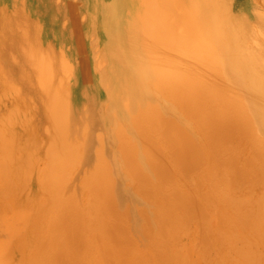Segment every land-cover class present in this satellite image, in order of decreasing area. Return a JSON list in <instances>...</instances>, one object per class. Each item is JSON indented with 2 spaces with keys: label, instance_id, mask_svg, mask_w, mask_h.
<instances>
[{
  "label": "rangeland",
  "instance_id": "rangeland-1",
  "mask_svg": "<svg viewBox=\"0 0 264 264\" xmlns=\"http://www.w3.org/2000/svg\"><path fill=\"white\" fill-rule=\"evenodd\" d=\"M184 1L0 0V264H94L100 253V264H126V250L129 264H264V0H201L192 14ZM179 18L220 54L203 41L197 58L200 29L179 46L196 29ZM189 47L202 68L187 55L189 68L172 63ZM173 69L221 88L207 81L208 98L184 100L202 80L175 84Z\"/></svg>",
  "mask_w": 264,
  "mask_h": 264
},
{
  "label": "bare ground",
  "instance_id": "bare-ground-1",
  "mask_svg": "<svg viewBox=\"0 0 264 264\" xmlns=\"http://www.w3.org/2000/svg\"><path fill=\"white\" fill-rule=\"evenodd\" d=\"M166 1H167V2H168V1H169V2L173 1V2H174V0H171V1H170V0H166ZM178 1L180 2V0H178ZM181 1H182V0H181ZM183 1H184V0H183ZM186 1H187V0H186ZM188 1H189V4H188L187 8L190 7V12H191V14H192V12H195V11L199 10V8H200L199 3H200L201 0H188ZM208 1H210V0H207V2H206V0H205L206 4L209 3ZM175 3H177V5H178L177 0H175ZM181 3H182V2H181ZM181 3H179V4H181ZM183 3H186V2L184 1ZM183 3H182V4H183ZM207 5H208V4H207ZM175 6H176V5H175ZM181 6H183V5H181ZM184 6H185V5H184ZM182 9H183V8L181 7V10H182ZM257 9H258V8H257ZM183 10H184V9H183ZM213 10H214V8H213ZM253 10H254V7H253ZM184 11H185V10H184ZM185 12H186V11H185ZM190 12H188V14H189ZM262 12H263V11H262ZM254 13H255V12H254ZM257 13H258V12H257ZM152 14H153V13H152ZM188 14H187V15H188ZM194 14H197V13H194ZM260 14H261V13H260ZM141 16H143V15H139L138 19L141 20V18H142ZM144 16H145L146 18H148L146 15H144ZM163 16L165 17V15H160V18L162 17V20L165 21V19H163V18H164ZM174 16H176V15H174ZM189 16H190V15H189ZM198 16H199V15H198ZM198 16H197V17H198ZM155 17H157V16H154V18H155ZM190 17H191V16H190ZM194 17H195V15H194ZM194 17L192 16L193 19H195V20H197V22H199V19H197L196 17L194 18ZM257 17H258V15H257ZM158 18H159V17H158ZM158 18H157V19L155 18V20H156V21H159V23H160V20H161V19H158ZM175 18H176V20H177L178 17H175ZM198 18H199V17H198ZM262 18H263V17H262ZM144 19H145V18H144ZM170 19H171V18H170ZM179 19H182V21L186 22V24H188V23H192V21H194V22L192 23V25L195 24V28H196V26H198V24H199V23L196 24V23H195V20H193V19H192L191 22H188V21L183 20L184 18H179ZM263 19H264V18H263ZM263 19L260 20V21H263ZM152 20H153V19H152ZM162 20H161V22H162ZM168 20H169V18H168ZM143 21H145V20H143ZM143 21H142V22H143ZM156 21H152V22H154V24H155V23H157ZM164 21L161 23V26L158 25L159 23H158V24H155L156 26H155L154 24H152L153 26H155V27H154V28H155V31H156V29H157L158 26H159L160 28H161L163 25H164V27L167 26V25L163 24ZM169 21H170V20H169ZM169 21H168V22H169ZM136 22H137V21H134V23H136ZM148 22H151V21H149V19H148ZM184 22H183V23H184ZM263 23H264V22H263ZM139 24H140V21H139L138 25H139ZM166 24H167V23H166ZM254 24H255V23H254ZM256 24H257V23H256ZM141 25H142V24H140V26H141ZM143 25H144V24H143ZM152 25H151V27H152ZM188 25H189V24H188ZM182 26H183V24L181 25V28H182ZM172 27H173V26H172ZM172 27H170V28H172ZM183 27H185V25H184ZM190 27L192 28L191 30L189 29L188 26H186V28H185V29H186V32H185V30H184V31L182 30L183 33H184V34L182 33V35H185V33H186V35L188 36L189 32H191L190 35L195 34L194 36H197L196 33H198V30L200 29V30H199V36H198V38L194 37V40L197 39V40H195V41H197V42L193 41L194 43L192 42L193 44H191V41H190V40H193V39H190V40H189V38L192 37L193 35H192V36H189V37H187V36L185 35V37L188 38V39L185 38L186 40L183 38L182 35H180V36H182L181 39H183V40L180 39L181 41H183V45H180V43H179L178 45L184 47V46H185V42H184V41L189 40L190 43L187 42V43H186V44H187L186 47H187V46H190V44H191V47H192V45H194V47H192V50H194V49H195V51L198 50L196 53H200V55L198 54L199 57H197V56H196L197 54L195 55V51H190V50H191V47H189V48H190L189 50H188V49L184 50L183 48L178 49V51L181 50V51H179V53L175 52V51H176L175 49H172L170 52H168V56L170 55V53H172V52L174 53V52H175V54L177 55V59L174 58V60H173V58L171 59V58L169 57L170 60H171V62H172V60L174 61V62H172L174 65H178L180 59H183V57H184V59H185V57L188 56V58H191V59H190L191 61H190L189 59H187V58H186V59H187L188 61L191 62V65H190V63H188V64H189L190 68H193V67H192V64L195 62L194 60L196 59V58H195V59H193V58H194V57H197V58L199 59L200 56L202 55L201 58H200L201 61H202V60L204 59V58H203V57H204V56H203V55H204L203 53H206V52H204V50H203V52H201L203 48H202V46H200V45H204V43H206V45H208V44L210 43V44L208 45V47L210 48V45L213 44V43H212L211 41H209V40H208L209 43H208L207 40H205V39L201 41V39L199 38L200 36H202V32L200 33L201 28H199V29H198V28L194 29L193 26H190ZM253 27H255V26L253 25ZM145 28H146V29H145ZM160 28H159V29H160ZM165 28H166V27H165ZM165 28L163 29V27H162L161 33L159 32V29H157V32H158V33L156 32L157 36L159 35V37H160V36L162 35L163 31L165 32V34L163 33V36H161V37L164 38V37H165L164 35H169L168 33L166 34V31H168L169 28L167 27V30H165ZM173 28H174V27H173ZM181 28H180L179 30H181ZM141 29H142V28H141ZM152 29H153V28H152ZM182 29H183V28H182ZM188 29H189V30H188ZM193 29H194V30H193ZM257 29H258V28H257ZM138 30H140V29H138ZM138 30H137V31H138ZM170 30H171V29H170ZM174 30H176V29H174ZM174 30H173V31H174ZM140 31H143V34H146L147 37H148L149 35L151 36V33H152V31H154V30L151 31L150 28L147 29V26H143V30H140ZM155 31H154V32H155ZM173 31H172V32H173ZM188 31H189V32H188ZM196 31H197V32H196ZM170 32H171V31H170ZM175 32H177V31H175ZM138 33H141V32L138 31ZM180 33H181V31H180ZM160 34H161V35H160ZM170 34H172V33H170ZM200 34H201V35H200ZM170 36H171V35H170ZM172 36H173V35H172ZM212 36H213V35H212ZM143 37H144V35H143ZM152 37H153V36H152ZM173 37H174V36H173ZM155 38H156V36H155ZM178 38H180V37H178ZM192 38H193V37H192ZM144 39L149 40V38H145V37H144ZM153 39H154V37H153ZM198 39H200L199 41H201V44L198 42ZM202 39H203V38H202ZM147 40H145V42H144V44H145V45H144L145 48H148L147 45L150 46V44L146 43ZM155 40H156V39H155ZM155 40H154V41H155ZM143 41H144V40H143ZM150 41H151V40H150ZM154 41H152V42H154ZM157 41H158V42L155 41V42H156V44H155L156 47L159 46V43H160L159 40H157ZM168 41H169V40H168ZM170 41H171V40H170ZM170 41H169V42H170ZM172 41H173V43H171V44H173V45H172V48H173V46H174V47H177V46H178L177 43H178L179 41L176 42L175 39H173ZM174 41H175L176 43H175ZM203 41H204V43H203ZM205 41H206V42H205ZM157 43H158V44H157ZM167 43H168V42H167ZM197 43H198V45H197L198 47L195 45V44H197ZM207 43H208V44H207ZM146 44H147V45H146ZM160 44H162V42H161ZM171 44H170V45H171ZM174 44H176L177 46H175ZM181 44H182V43H181ZM162 45H163V44H162ZM254 45H255V42H254ZM153 46H154V44H153ZM153 46L149 47V48H151V49H149V50L146 49V50H148L149 52H151V51H156L157 48H153ZM164 46L167 47V45H164ZM179 46H178V48H179ZM195 46H196V48H195ZM199 46H200V52H199ZM204 46H205V45H204ZM213 46H214V45H212L211 48H210V49L208 50V52H207L209 55H211L213 51H214V52L216 51L215 47H213ZM206 47H207V46H206ZM206 47L204 48L205 51H206V49H208V48H206ZM162 48H163V46H162ZM162 48L160 47L159 49H162ZM197 48H198V49H197ZM213 48H214V49H213ZM153 49H154V50H153ZM159 49H158V50H159ZM168 49H169V48H168ZM211 49H213V51H212ZM158 50H157V51H158ZM169 50H170V49H169ZM182 50L185 51L184 53H186V51H190V53H193V52H194V54H190V53H189V54H188V53L184 54V53H182ZM241 50H242V49H241ZM160 51H161V50H160ZM210 51H212V52H210ZM219 51H220V50H217L216 53H217V52L219 53ZM248 51H250V49H249ZM214 52H213V53H214ZM246 52H247V48H246ZM151 53H152L151 55H150V53H149L150 56L153 55V52H151ZM158 53L160 54V52H158ZM158 53L156 52V58H158V56H159ZM241 53H242V51H241ZM250 53H251V51H250ZM154 54H155V53H154ZM157 54H158V56H157ZM219 54H220V53H219ZM184 55H185V56H184ZM186 55H187V56H186ZM190 55H191V57H189ZM241 55H242V54H241ZM247 55L249 56L250 54L247 53ZM168 56H167V57H168ZM219 56H220V55H218V57H217L216 60L219 59ZM162 57H163V55L161 54V57H160V58H161V61H162L163 59L169 61V58L167 59V57H165V56H164L163 58H162ZM171 57H173L172 54H171ZM174 57H175V56H174ZM192 57H193V58H192ZM252 57H253V56H252ZM252 57H251V58H252ZM165 58H166V59H165ZM220 58H221V57H220ZM248 58H250V56H249ZM251 58H250V60H251ZM209 59H210V58H209ZM221 59H222V58H221ZM221 59H220V60H221ZM175 60H176V62H177L178 60H179V61L176 63ZM161 61H159V62H161ZM181 61H182V60H181ZM188 61H187V62H188ZM193 61H194V62H193ZM205 61H206V60H205ZM209 61H210V60H209ZM212 61H213V60H212ZM252 61H253V59H252L250 62H252ZM154 62H155V64H156V62H157V64H158V61H156V59H155ZM171 62H170V63L168 62V63H169V66H170ZM185 62H186V61H185ZM185 62L183 61L181 64H179V65H178L179 68H180L182 65L186 66L187 63H185ZM196 62H197V60H196ZM196 62H195V63H196ZM219 62H220V61H219ZM166 63H167V62H166ZM183 63H185V64H183ZM195 63H194V64H195ZM197 63L199 64V62H197ZM205 63H206V62H205ZM208 63H209V62H208ZM214 63H215V62H214ZM216 63H217V62H216ZM221 63H222V62H221ZM159 64H160V63H159ZM164 64H165V62H164ZM194 64H193V66H194ZM198 64H195V65H196L197 67H199ZM210 64H211V63H210ZM252 64H254V66L256 65V64L253 63V62H252ZM162 65H163V63H162ZM171 65H172V64H171ZM199 65L201 66L202 63L199 64ZM222 65H223V64H222ZM187 66H188V65H187ZM189 66H188V68H189ZM196 66H194V68H195ZM213 66H214V65H213ZM217 66H218V65H217ZM157 67H158V66H157ZM165 67H168V65H167V66H163V68L160 67V68H158V69L161 70V68L164 69ZM172 67H173V66H172ZM197 67L195 68V70L198 69ZM202 67H203V66H201V68H202ZM257 67H258V66H257ZM174 68H175V66H174ZM179 68L176 67L175 69H179ZM181 68H182V67H181ZM201 68H199V69H201ZM213 68H215V66H214ZM218 68H219V67H218ZM222 68H223V67H222ZM167 69H169V67H168ZM171 69H172V68H171ZM171 69H169V70H171ZM211 69H212V68L209 69V72H211V71H210ZM180 70H181V69H180ZM188 70H190V69H187L186 71H188ZM195 70H193V71H195ZM207 70H208V69H207ZM207 70H206V71H207ZM216 70L219 71V69H216V68H215V69H213V71H215V73L212 72V74H214L215 76L212 75L211 73H209V72L207 71L210 75H212L213 80L217 79L219 76L222 75V72H220V71L217 72ZM255 70H257V69H255ZM164 71H165V70H164ZM176 71H177V70H174V69H173V71H171L172 74L169 73V74H171V76H170L171 78L174 77V76H172L173 74L177 73V79L175 78V80H174V81H175V84L177 83V80H179V77H180V75L178 76V74H180V73H179V72H176ZM190 71H191V70H190ZM260 71H261V70H260ZM165 72L168 73V70H166ZM174 72H175V73H174ZM182 72H184V74H182L183 76H185V74H186V78L188 77V78L190 79V77H189V73L187 74L185 71H182ZM216 72H217V73H216ZM163 73H164V72H162V74H163ZM167 73H164L163 75H167V76H168ZM191 73H192V71H191ZM191 73H190V74H191ZM203 73H204V72H203ZM218 73H220V74H218ZM257 73H258V72H257ZM257 73H256V74H257ZM259 73H260V72H259ZM261 73H262V72H261ZM263 73H264V72H263ZM162 74H161V75H162ZM204 74H205V73H204ZM200 75H202V74H200ZM257 75H258V74H257ZM183 76H182V77H183ZM217 76H218V77H217ZM182 77H180V78H182ZM195 77H196V76H194L192 79H194ZM198 77H200V76H198ZM202 77H203V75H202ZM204 77H206V75H205ZM204 77H203V78H204ZM212 77H211V78H212ZM216 77H217V78H216ZM222 77L225 78L224 76H222ZM222 77H221V78H222ZM226 77H227V76H226ZM186 78H185V79H186ZM188 78H187V79H188ZM207 78H208V77L205 78V79H206V82H207V81H208V82L210 81V82H209V84H210V83L212 82V80H210L209 78L207 79ZM252 78H253V77H252ZM163 79H164V78H163ZM172 79H174V78H172ZM187 79L184 80V79L182 78V81L184 80L185 82H187V81L189 80V79H188V80H187ZM192 79H190L189 81H190V82L192 81L194 84L196 83L195 80H198V79H194V81H193ZM200 80H202V79L200 78L198 81H200ZM203 80H204V79H203ZM203 80L201 81L202 84H200V82H198V84H195L196 87H193V86H192V87H193L192 90H194V92H193V91L191 92V94L193 95V96L191 95V97H193V98L189 97L188 93H187L186 95L184 94V95L182 96V94H181L180 92L182 91V93H184V90H183V89H182L181 91H179V92H176V93H175V96H176V94H178V95L181 94V95H180V96H181L180 98H183V97L185 96V97L183 98L184 100H186V98H187V101H189V100L192 99L191 101L193 102V101H194V98H195L194 95H195L196 93H198L199 90H200V92H201V93L199 92V95H201L202 93H204L203 90H205V87H206V89L209 88V86H208L209 84H208V83L206 84L205 81H204L205 84H203ZM219 80H220V78H219ZM227 80H229V79H227ZM189 81H188V82H189ZM217 81H218V80H217ZM221 81H223V79H221ZM229 81H230V80H229ZM232 81L234 82V80H232ZM257 81H259V80H257ZM162 82H163V83H165V82H168V83H169V81H165V82H164L163 80H162ZM179 82H181V80H180ZM218 82H219V81H218ZM262 82H263V81H262ZM221 83H222V82H221ZM221 83H219V84L216 85L215 87H216V88L218 87V89L221 88V87L219 86V85H221ZM229 83H230V82H229ZM229 83H228V84H229ZM257 83H258V82H257ZM166 84H167V83H166ZM172 84H173V83H172ZM175 84L170 85V83H169L168 86H170V88H172L173 86H175ZM215 84H216V83L213 81V83L210 84V85H213V88H215V87H214ZM233 84H234V83H233ZM233 84H232V82H231V85H230V86H232V87L235 86L236 88H238L237 85H236V82H235L234 85H233ZM199 85H201V86L203 85V86H204V89H203V88H200ZM225 85H227V84L225 83ZM255 85H256V84H255ZM261 85H263V84H261ZM203 86H202V87H203ZM257 86H258V85H257ZM197 87H199V88H197ZM173 88H175V87H173ZM189 88H190V87H189ZM201 89H203V90H201ZM209 89H210V88H209ZM260 89H262V88H260ZM263 89H264V88H263ZM179 90H180V89H179ZM195 90H197V92H196ZM241 90H243V89H241ZM261 91H263V90H261ZM262 93H263V92H262ZM221 94H222V93H221ZM233 94H234V93H233ZM235 94H236V93H235ZM187 95H188V96H187ZM203 95L206 97L205 94H203ZM203 95H201V96L203 97ZM224 96H225V95H224ZM237 96H238V95H237ZM243 96H245V95H243ZM188 97H189V98H188ZM178 98H179V97H178ZM200 98H201V97H200ZM206 98H208V96H207ZM241 98H242V96H241ZM203 99H205V98H203ZM244 99H245V98H244ZM205 100H207V99H205ZM214 100H215V99H214ZM233 101H234V99H233ZM147 102H148V100H147ZM200 102H201V101H200ZM204 102H205V101H204ZM206 102H207V101H206ZM214 102H215V101H214ZM218 102H219V100H218ZM236 102H238V101H236ZM196 103H197V102H196ZM208 103H209V102H208ZM220 103H221V102H220ZM232 103H234V107L240 108V107H238V105L240 106V104L236 105L237 103H235V102H232ZM239 103H240V102H239ZM147 104H148V103H147ZM243 104H244V103H243ZM245 104H246V102H245ZM138 105H139V104H138ZM138 105H137V106H138ZM224 105H225V104H224ZM235 105H236V106H235ZM202 106H203V105H202ZM207 106H208V105H207ZM244 106H245V107L241 106L242 109L246 108V105H244ZM138 107H139V112H142V117H146V116L144 115V111H142V107H140V106H138ZM228 107H229V106H228ZM136 108H137V107H136ZM145 108H146V105H145V107L143 108V110H145ZM134 109H135V107H134ZM140 109H141V110H140ZM217 109H218V108H217ZM228 109H229V108H228ZM234 109H235V108H234ZM249 109H250V108H249ZM147 110H150V111H151V109H147ZM147 110H146V111H147ZM232 110H233V109H232ZM189 111H190V110H189ZM219 111H220V110H219ZM234 111H235V110H234ZM216 112H217V111H216ZM228 112H230V111H228ZM239 112L241 113V111H239ZM239 112L237 111L238 115H239ZM150 113H151V112H150ZM150 113H148V114H150ZM218 113H219V112H218ZM145 114H147V113H145ZM201 114H202V113H201ZM211 114H213V113L211 112ZM255 114H257V113H255ZM131 115H135V114L133 113V114H131ZM131 115H130V118H131ZM136 115H138L137 112H136ZM202 115H203V114H202ZM206 115H207V114H206ZM140 116H141V114H140ZM140 116H139V117H140ZM155 116H156V115H155ZM208 116H209V115H208ZM236 116H237V115H236ZM11 117H12V116H11ZM15 117H16V116H15ZM132 117H133V118H136L135 116H132ZM142 117H140V118H141L140 120H144V119H142ZM148 117H149V115L147 116V119H148ZM201 117H202V116H201ZM215 117H216V116H215ZM248 118H249V117H248ZM131 119H132V118H131ZM216 119H217V118H216ZM228 119H230V117H229ZM228 119L226 118V120H228ZM235 119H236V118H235ZM132 120H133V119H132ZM137 120H138V119H137ZM205 120H206V119H205ZM214 120H215V119H214ZM221 120H222V119H221V117H220V120H218V121L220 122ZM8 121H10V120H8ZM138 121H139V120H138ZM145 121H147V120H145ZM168 121H169V120H168ZM230 121H231V120H228V122H225V124H226V123H229ZM241 121H242V120H241ZM250 121H251V120H250ZM132 123H133V121H132ZM135 123H137V122L135 121ZM139 123H140V122H139ZM221 123H222V122H221ZM237 123H238V122H237ZM243 123H244V121H242V124H243ZM251 123H252V121H251ZM258 123H259V122H258ZM203 124H204V123H203ZM203 124H202V125H203ZM214 124H215V123H214ZM242 124H240V122H239V124H238L239 127H240ZM253 124H254V122H253ZM198 125H199V124H198ZM227 125H230V124H227ZM243 125H245V124H243ZM243 125H242V126H243ZM121 126H122V125H120V124H119V127L116 126V127H117V130H116V131L114 130V131H115V132H118L119 129L121 128ZM139 126H140V125H139ZM142 126H145L144 123H143ZM230 126H231V125H230ZM122 127H124V126H122ZM135 127H136V126H135ZM184 127H185V126H184ZM202 127H203V126H202ZM202 127H201V125H200L199 128L202 129ZM228 127H229V126H228ZM231 127H232V126H231ZM231 127H230V128H231ZM252 127H253V126H252ZM180 128H181V127H180ZM123 129H124V128H123ZM136 129H138V127H137ZM140 129H143V127H141ZM203 129L206 130V129H208V128H205V127H204ZM227 129H228V128H227ZM146 130H147V129H146ZM146 130H145V131H146ZM185 130H186V129H185ZM211 130H212V129H211ZM236 130H237V129H236ZM122 131L125 133L126 130H122ZM122 131H121V129H120V131L118 132V134H119V133H120V134H123ZM206 131H207V130H206ZM206 131H205V133H208V132H209V129H208L207 132H206ZM213 131H214V130H213ZM216 131H217V130H216ZM230 131H231V130H230ZM141 132H142V131H141ZM183 132H184V131H183ZM0 133H1V132H0ZM186 133H187V132H186ZM244 133H245V132H244ZM118 134L116 133V135H118ZM120 134H119V135H120ZM143 134H144V133H143ZM146 134H147V133H146ZM172 134H174V133H170V135H169V133H166L165 135H166V136H170L169 138H171V141L173 140L172 142H176L175 139H174L175 137H174V135H172ZM215 134H216V133H215ZM226 134H227V133H226ZM229 134H230V133H229ZM255 134H256V133H255ZM205 135H206V134H205ZM242 135H243V133H242ZM257 135H258V134H257ZM1 136H2V135H1ZM175 136H177V135H175ZM208 136H210V135H208ZM216 136H217V135H216ZM225 136H226V135H225ZM116 137H119V136H116ZM173 137H174V138H173ZM255 137H256V136H255ZM4 138H5V137H4ZM119 138H120V137H119ZM208 138H209V137H208ZM236 138H237V137H236ZM252 138H254V137H252ZM258 138H259V135H258ZM237 139H238V138H237ZM245 139H246V138H245ZM259 139H260V140H259L260 142H261V140H262V141L264 140L263 138H262V139L259 138ZM229 140H230V139H229ZM254 140H255V141H254ZM254 140L252 139V141H254V142L258 141V140H256V139H254ZM208 141H209V140H208ZM210 141H211V140H210ZM120 142H121V141H120ZM183 142H184V141H183ZM248 142H250V141H248ZM254 142H253V143H254ZM260 142H259V143H260ZM166 143H167V141H166ZM261 143H262V142H261ZM5 144H6V143H5ZM181 144H182V143H181ZM188 144H189V142H188ZM192 144H193V143H192ZM195 144H196V143H195ZM209 144H210V143H209ZM222 144H223V143H222ZM242 144H243V143H242ZM182 145H183V144H182ZM182 145H181V146H178V147H180L179 149H182V148H183V150H184L183 153L186 152V151H185L186 149L189 150V148H190L191 146H193V145L189 144V145H191V146H189V145L185 146V145H184V147H182ZM197 145L199 146V144H197ZM262 145H264V143H263ZM217 146H219V145H217ZM186 147H187V148H186ZM215 147H216V146H215ZM198 148H199V147H198ZM220 148H221V147H220ZM229 148H230V146H229ZM229 148H227V149L229 150ZM232 149H233V148H232ZM176 150H178V149H176ZM213 150H214V148H213ZM181 151H182V150H181ZM233 151H234V149H233ZM248 151H249V150H248ZM221 152H222V151H221ZM223 152H224V149H223ZM231 152H232V151H231ZM231 152H230V153H231ZM160 153H161V152H160ZM177 153H178V152H177ZM225 153H226V150H225ZM234 153H235V152H232V154H230V155H233L231 158L234 157V155H235ZM19 154H20V153H19ZM171 154H172V153H171ZM178 154H179V153H178ZM183 155H185V153H184ZM248 155H249V154H248ZM123 156H124V155H123ZM127 156H130V155L128 154ZM127 156H126V157H127ZM177 156H178V155H177ZM177 156H176V159H177ZM180 156H181V155H180ZM180 156H179V157H180ZM223 156H224V155H223ZM227 156L229 157V153H228V154H225L224 157H226V159H227V158H228ZM124 157H125V156H124ZM183 157H184V156H183ZM185 157H186V156H185ZM173 158H174V157H173ZM184 159H185V158H184ZM127 160H129V158H127ZM178 160H179V159H178ZM220 160H221V158H220ZM44 161H45V160H44ZM182 161H183V160H182ZM221 161H222L223 164L226 163L225 160H223V158H222ZM221 161H220V162H221ZM179 163H180V162H179ZM185 165H190V163H189V164H185ZM168 167H169V166H168ZM179 167H180V166H179ZM186 167H187V166H186ZM183 168H184V167H183ZM209 168H210V167H209ZM181 169H182V168H181ZM227 170H228V169H227ZM182 172H183V170H182ZM187 172H188V171H187ZM218 172H219V171H218ZM177 174H179V173H177ZM171 175H172V174H171ZM181 175H182V174H181ZM183 175H184V174H183ZM183 175H182V176H183ZM217 175H218V174H217ZM220 175H221V174H220ZM237 175H238V174H237ZM177 176H179V175H177ZM212 177H213V176H212ZM221 177H222V176H221ZM214 178H215V177H214ZM217 181H218V180H217ZM193 182H194V181H193ZM226 182H227V181H226ZM241 182H242V181H241ZM212 183H213V182H212ZM243 183H244V182H243ZM171 185H172V184H171ZM236 185H237V184H236ZM239 185H240V184H239ZM172 186H173V185H172ZM204 186H205V185H204ZM218 186H219V185H218ZM168 187H169V186H168ZM224 187H225V186H224ZM169 189H170V188H169ZM225 189H226V188H225ZM171 190H172V189H171ZM241 190H242V189H241ZM261 193H262V192H261ZM176 195H177V194H176ZM238 195H240V194H238ZM259 196H260V195H259ZM189 197H190V196H189ZM235 197H236V196H235ZM252 197H253V196H252ZM182 198H183V197H182ZM260 198H262V197H260ZM260 198H259V199H260ZM260 200H261V199H260ZM105 201H107V203L109 202L108 199H106ZM240 202H241V201H240ZM240 202H239V203H240ZM245 203H246V202H245ZM247 204H248V203H247ZM262 204H263V202H262ZM243 205H244V204H243ZM251 205H252V204H251ZM9 206H10V204H9ZM233 206H234V205H233ZM249 206H250V205H249ZM259 206H260V204H259ZM261 206H262V205H261ZM261 206H260V207H261ZM238 207H239V206H238ZM252 207H253V206H252ZM232 208H233V207H232ZM242 208H243V206H242ZM249 208H250V207H248V209H247V212H248V213L251 212L252 209H253V208H251V210H249ZM258 208H259V207H258ZM230 209H231V208H230ZM242 210H244V209H242ZM261 210H262V209H261ZM247 212H246V214H247V215H250V214H248ZM7 213H8V212H7ZM237 213H238V212H237ZM235 216H237V215H235ZM253 216H254V215H253ZM256 216H257V215H256ZM258 216H259V217L261 216V217L259 218V219H260L259 221L262 223V222H263V221H262V218H263V220H264V217H263V216H264V213L261 214V215L259 214ZM22 217H23V216H22ZM256 218L258 219V217H256ZM19 219H20V218H19ZM257 219H256V220H257ZM20 221H21V220H20ZM236 221H237V219H236ZM240 221H241V220H240ZM248 221H249V220H248ZM259 221H258V222H259ZM18 222H19V220H18ZM258 222H257V223H258ZM251 223H252V222H251ZM248 224H249V223H248ZM19 225H20V224H19ZM67 226H68V225H67ZM255 226H256V224H255ZM10 227H11V226H10ZM207 227H208V226H207ZM244 227H245V226H244ZM258 227H260V226H258ZM262 227H263V226H262ZM246 229H247V228H246ZM71 230H72V229H71ZM69 231H70V230H69ZM73 231H74V230H72V232H71V231L68 232V233H70V234H69V237H70L71 239H73L72 237L75 235V232H76V231H74V233H73ZM218 231H219V230H218ZM243 231H244V230H243ZM202 232H203V231H202ZM241 232H242V231H241ZM149 233H150V232H149ZM205 234H206V233H205ZM70 235H71L72 237H71ZM243 236H244V235H243ZM243 236H242V237H243ZM260 236H261V235H260ZM199 237H200V236H199ZM211 239H212V238H211ZM219 239H220V238H219ZM75 240L77 241V238H75ZM75 240H74V241H75ZM76 241H75V242H76ZM220 241H221V239H220ZM76 243H77V242H76ZM78 243H79V242H78ZM78 243H77V245H78ZM102 243H103V242H102ZM201 243H202V242H201ZM244 243H245V242H244ZM246 244H247V243H246ZM77 245H76V247H77ZM239 245H241V244H239ZM255 245H256V244H255ZM9 246H10V245H9ZM102 246H104V245H102ZM217 246H218V245H217ZM252 246H253V245H252ZM96 247H98V246H96ZM208 248H209V247H208ZM8 249H9V248H8ZM104 249H106V250H105L103 253H105V252H107V251H109V250H110L109 253H113V254H115V252H116V248L113 247V246H111V247L108 246L107 248L104 246ZM107 249H108V250H107ZM124 249H126V248H124ZM6 250H7V249H6ZM233 250H234V248H233ZM233 250H232L231 252H233ZM8 251H9V250H8ZM102 251H103V250H102ZM241 251H243V250H241ZM241 251H240V252H241ZM249 252H250V251H249ZM249 252H247L248 255H249ZM96 253H97V252H96ZM96 253H95V254H96ZM119 253H120V252H119ZM122 253H123V255H122ZM122 253H121V256H122L121 259L127 261L126 264H129V263H128V261H129V259H128L129 251L126 250V252L123 251ZM245 253H246L245 251H244V252H241V254H243V255H245ZM253 253H254V252H252V251L250 252V257H253L254 259H253V258H251V259L255 260V256H254L255 253H254V254H253ZM262 253H263V252H262ZM98 254H99V253H98ZM105 254H106V253H105ZM130 254H131V253H130ZM147 254H149V253H147ZM232 254H233V253H232ZM251 254H253V255L251 256ZM259 254H260V253H259ZM100 255H101V253L99 254V256L94 255V258H92L91 261H95L94 264H100L101 261L99 262V260H98V261L96 262V260L98 259V257H100ZM134 255H135V254H134ZM246 255H247V254H246ZM109 256H110V255H109ZM111 256H112V255H111ZM114 256H116V254H115ZM114 256H112V258H113ZM137 256H138V255H137ZM149 256H150V255H149ZM116 257H117V256H116ZM119 257H120V256H119ZM130 257L132 258V256H130ZM247 257H248V256H247ZM258 257H259V256H258ZM131 258H130V259H131ZM172 258H174V257H172ZM244 258H245V257H244ZM248 258H249V257H248ZM0 259H1V258H0ZM2 259H3V258H2ZM5 259H6V257H5ZM115 259H116V258H115ZM118 259H119V258H118ZM141 259H142V258H141ZM176 259H177V258H176ZM176 259H175V260H176ZM256 259H257V258H256ZM119 260H120V259H119ZM159 260H160V259H159ZM161 260H162V259H161ZM3 261H4V259H3ZM117 261H118V260H117ZM171 261H172V260H171ZM198 261H199V260H197L196 262H198ZM227 261H228V260H227ZM231 261H232V260H231ZM0 262H1V261H0ZM98 262H99V263H98ZM115 262H116V261H115ZM129 262H130V261H129ZM160 262H161V261H160ZM190 262H191V261H190ZM228 262H229V261H228ZM106 263H108V262H106ZM112 263H113V261H112ZM199 263H200V262H199ZM257 263H258V262H257ZM113 264H114V263H113ZM130 264H132V262H131ZM133 264H134V263H133ZM235 264H236V263H235Z\"/></svg>",
  "mask_w": 264,
  "mask_h": 264
}]
</instances>
